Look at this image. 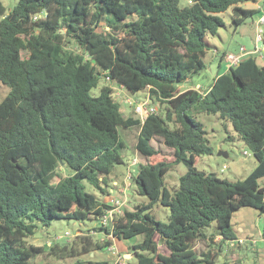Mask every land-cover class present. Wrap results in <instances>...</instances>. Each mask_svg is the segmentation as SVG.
Wrapping results in <instances>:
<instances>
[{
    "label": "trees",
    "instance_id": "16d2710c",
    "mask_svg": "<svg viewBox=\"0 0 264 264\" xmlns=\"http://www.w3.org/2000/svg\"><path fill=\"white\" fill-rule=\"evenodd\" d=\"M180 1L17 0L7 9L0 0V82L9 88L0 101V264L91 253L136 235H142L132 245L136 261L127 264H215V254L201 258L193 248L203 229L216 222L215 235L234 240L231 219L238 208L264 215V64L249 54L204 90L179 87L205 67V34L223 25L220 13L231 8L239 24L257 14L243 6L255 0ZM70 43L80 52L69 50ZM100 77L130 92L146 89L152 105L164 104L163 112L155 106L142 123L124 117L109 85L90 93ZM200 112L229 122L251 150L257 163L245 178L230 181L195 167L197 156L212 152L194 115ZM133 125L139 126L136 149L147 160L131 180L148 203L123 205L102 241L78 232L48 251L28 244L38 223L99 219L112 207L83 181L109 193L108 175L123 162L125 147L117 127ZM152 140L172 148L173 159L159 156ZM178 162L187 170L171 195L163 176ZM60 166L69 173L62 175ZM157 202L169 207L167 222L151 213Z\"/></svg>",
    "mask_w": 264,
    "mask_h": 264
},
{
    "label": "rangeland",
    "instance_id": "374dc122",
    "mask_svg": "<svg viewBox=\"0 0 264 264\" xmlns=\"http://www.w3.org/2000/svg\"><path fill=\"white\" fill-rule=\"evenodd\" d=\"M8 8H11L17 0H1ZM186 0H181L180 5H185ZM247 7L264 10V0H257L255 3L249 1ZM223 19V25L217 29L215 34H205V42L207 44L206 53L203 57L205 67L197 73L188 76L189 78L182 82L179 87L181 90L187 88L197 89V84H200V89L204 90L213 81L214 77L225 69L226 61L219 58L223 52H230L232 54H239L240 47L243 46L246 50L256 58L259 64H264V51L256 50L257 41L256 35V14L247 16L239 24L233 21V12L231 8L220 13ZM264 30V23L260 25ZM264 40V33L261 34ZM68 49L80 52V49L74 44H68ZM262 54V56H261ZM242 55L240 59L246 57ZM103 85H109L113 89L114 98L118 102L124 117H135L133 111V103L144 101L148 95L146 89L137 92H130L115 81L106 77H100L97 86L90 90L92 95H98ZM9 92L8 86L0 82V101ZM129 98V102L125 99ZM157 110H162L164 104L155 103ZM195 118L202 123L206 131V138L208 144L212 149L210 154L199 155L195 160V167L205 172L206 174H214L220 178L227 180H238L245 178L255 167L257 160L251 150L246 146L243 140L236 133L232 125L223 120L218 114H207L204 112L194 113ZM118 134L125 142V147L120 151L123 162L116 164L108 175V184L113 185V180L123 183L130 190L125 205L128 208H133L140 203H148V198L139 195L136 192L135 185L128 173H135L141 163L146 162V157L138 152L136 149L137 135L139 126L133 125L129 127L118 126ZM153 145L160 150V155L173 159V149L163 145L160 140H152ZM136 159L135 164H131ZM62 175H66L69 171L60 166L58 169ZM187 170L183 162L175 163L171 169L163 176V184L172 195L174 189L178 186L179 178ZM128 176V177H127ZM260 179L259 182H263ZM85 190L93 193L98 199L105 200V194L100 193L87 181H83ZM107 189V187H105ZM112 197L114 192H109ZM107 203V202H106ZM151 213L155 218L161 222H167L170 209L167 206L157 202L151 208ZM264 222V215L257 209L249 206H242L238 208L232 216L231 225L235 232L236 239L222 240L217 232L216 222H212L208 227L203 229L204 236H200L193 243V248L200 255L204 257V253L210 252L215 254V264H264V238L261 234L262 223ZM100 221L98 218H88L84 220L54 218L48 225L37 224L32 235L26 237L28 244L41 245L45 250H49V245L58 243L63 244L70 242L74 235L78 232L88 233L94 239L103 240L106 234L102 230H95L99 227ZM142 235H136L129 239H116L114 245L109 248H101L91 253H81L79 255H72L58 258L53 254H48L45 257L39 255L32 260L36 264H75L77 261H102L106 260L109 264H115L118 255L121 257V264H127L129 261H136L133 254L132 245L140 242ZM239 239L242 242H236ZM159 248L165 251L164 245L159 240ZM124 252H129L131 255L124 257Z\"/></svg>",
    "mask_w": 264,
    "mask_h": 264
},
{
    "label": "built area",
    "instance_id": "2783aa9c",
    "mask_svg": "<svg viewBox=\"0 0 264 264\" xmlns=\"http://www.w3.org/2000/svg\"><path fill=\"white\" fill-rule=\"evenodd\" d=\"M264 23V14L260 15L258 17V19L256 20V35H255V39L257 41V45L256 48L254 49V51L256 50H260L261 51V46H258V44L262 41L261 38V34L264 33L263 28L260 26ZM252 51H248L246 50L244 47H240V53L239 54H232V53H227L225 55V61H226V66L227 69L230 66H235L242 55H249L252 54ZM262 56V54H261ZM129 102V100H127ZM133 111L134 114L136 116L137 119H139V121L142 123L145 118L152 113H156L157 110L155 108V106H153L151 104V101L149 99V97H147L144 101L142 102H135L133 103ZM136 163V159H134L132 161L131 164H135ZM128 176L131 177L132 173H128ZM127 176V177H128ZM126 181V180H125ZM127 183V181H126ZM118 183L114 182L112 187H117ZM126 191V186L123 187V196L121 199H117L116 201H114V203H110V205H112L111 208H107L104 213L102 214V216L99 218L100 221V225L103 229H107L109 231L108 234H106L105 230L104 233L107 236H111V231L113 229L114 226V222L116 217L121 213V209L123 207V205H125L126 203V199H127V194L125 193ZM236 242H242L241 239H239ZM115 264H121V257L118 255V258L115 260Z\"/></svg>",
    "mask_w": 264,
    "mask_h": 264
},
{
    "label": "crops",
    "instance_id": "0c3cea01",
    "mask_svg": "<svg viewBox=\"0 0 264 264\" xmlns=\"http://www.w3.org/2000/svg\"><path fill=\"white\" fill-rule=\"evenodd\" d=\"M257 0H255L254 1V3L256 2ZM252 2V1H251ZM247 3L248 2H245L244 4H243V6H245V7H247L246 5H247ZM248 8H250V7H248ZM257 10H258V12H257V14H256V20L258 19V17L260 16V15H263L264 14V10L262 9V8H257ZM255 23H256V21H255ZM254 23V24H255ZM255 27H256V25H255ZM261 50L262 51H264V40H262L261 42ZM241 47H243V46H241ZM249 51V50H248ZM227 53H230V52H225V54H227ZM225 70H227V66L225 65V69L223 70V71H225ZM222 71V72H223ZM201 86H200V84H197V88H200ZM126 101L127 100H129V98H126L125 99ZM114 182H116V183H118V185H117V187L115 188V187H109V192H114L115 191V196L114 197H112L111 195H109V193L108 194H106V196H105V200H106V202L108 203V204H110V203H114V201H116L117 199H121V197L123 196V187L124 186H122L123 185V183L125 184L126 183V181H122L121 183H119L118 181H116V180H113V183ZM125 193H126V191H125ZM127 194V193H126ZM113 245H114V243H113ZM91 254H93V252H91ZM131 254L129 253V252H124V257L126 258V257H128V256H130Z\"/></svg>",
    "mask_w": 264,
    "mask_h": 264
},
{
    "label": "water",
    "instance_id": "95a60500",
    "mask_svg": "<svg viewBox=\"0 0 264 264\" xmlns=\"http://www.w3.org/2000/svg\"><path fill=\"white\" fill-rule=\"evenodd\" d=\"M258 46H261V43H259ZM111 95L114 96V93L112 92Z\"/></svg>",
    "mask_w": 264,
    "mask_h": 264
}]
</instances>
